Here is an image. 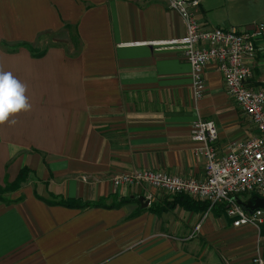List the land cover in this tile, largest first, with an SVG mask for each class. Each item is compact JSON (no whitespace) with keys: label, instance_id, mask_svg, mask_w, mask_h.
I'll return each mask as SVG.
<instances>
[{"label":"crops","instance_id":"1","mask_svg":"<svg viewBox=\"0 0 264 264\" xmlns=\"http://www.w3.org/2000/svg\"><path fill=\"white\" fill-rule=\"evenodd\" d=\"M164 7V0H0V68L27 84L31 103L15 124L0 125V190L20 169L29 172L1 196L9 202H0V264L264 261V224L259 232L232 229L211 212L201 224L206 215L175 203L153 215L147 206L163 208L174 196L111 188L112 177L139 169L199 178L188 137L195 118L214 123L218 145L252 135L210 66L193 104L183 58L152 46L184 34ZM196 21L224 30L264 25V0H200ZM255 50L250 82L264 89V35ZM51 196L102 199L110 208L54 206ZM140 196L150 198L146 208H138ZM120 199L128 201L115 206ZM199 242L218 251L204 254Z\"/></svg>","mask_w":264,"mask_h":264},{"label":"built area","instance_id":"2","mask_svg":"<svg viewBox=\"0 0 264 264\" xmlns=\"http://www.w3.org/2000/svg\"><path fill=\"white\" fill-rule=\"evenodd\" d=\"M164 9L180 18L184 34L173 40L151 43L155 49L177 51L190 70L189 94L194 104L202 99V74L210 66L222 81V91L240 115L251 126L252 135L243 141L217 144L212 121L195 118L190 123L188 137L194 154L202 164L199 178H177L161 171L131 170L109 180L111 188L144 187L164 195L185 196L193 202L223 208V217L232 229L239 226L259 230L264 224L262 211L249 214L237 204L238 197L264 199V89L251 84L256 59L255 46L264 35V25L256 23L242 29L200 27L196 10L200 0H164ZM146 205L149 199L146 197ZM248 199V200H249ZM198 224L192 230L196 232ZM257 255V254H255ZM250 264H264L259 256Z\"/></svg>","mask_w":264,"mask_h":264},{"label":"trees","instance_id":"3","mask_svg":"<svg viewBox=\"0 0 264 264\" xmlns=\"http://www.w3.org/2000/svg\"><path fill=\"white\" fill-rule=\"evenodd\" d=\"M42 53L43 52L34 53V51H32V55L34 56V58H38L40 55H42ZM18 172L19 173H18L17 177L14 179V181L12 183H5V188L3 190H0V202L8 203L9 201H7L6 199H3L1 196L4 193L17 191V189H19L21 187V184L26 180L28 173H29L24 168L20 169ZM51 198L53 199V201H48L46 203L51 204V205L53 204L54 206H64V207H67L69 209L76 208V209H80V210H86L87 208H94L95 209V208H100V207L101 208L107 207V205H105L103 203L102 199H100L96 203H94V202L82 203L81 200L67 201V200H64L62 198H54L53 196H51ZM127 201L128 200H121L120 199L116 202L115 206L127 203ZM172 202L173 203L168 204L167 206H164L166 209H164V207L163 208L157 207V206L153 207L152 205H149V206H147L148 207L147 211H148V213L155 215L161 211H165L167 209L172 208V204H174V203L181 206V207H184L186 209L194 210L195 212H198V213L205 212L208 208V206L202 202H195V203L190 202L189 199H187L183 195H181V196H175L174 195V197L172 198ZM107 208H110V206H108ZM222 210H223V208L216 207L215 209L211 210L210 212L212 215H214L216 217L224 218Z\"/></svg>","mask_w":264,"mask_h":264},{"label":"clouds","instance_id":"4","mask_svg":"<svg viewBox=\"0 0 264 264\" xmlns=\"http://www.w3.org/2000/svg\"><path fill=\"white\" fill-rule=\"evenodd\" d=\"M27 91V84L0 68V125L15 124V116L31 110Z\"/></svg>","mask_w":264,"mask_h":264},{"label":"water","instance_id":"5","mask_svg":"<svg viewBox=\"0 0 264 264\" xmlns=\"http://www.w3.org/2000/svg\"><path fill=\"white\" fill-rule=\"evenodd\" d=\"M135 201L138 205V208H146L145 205L147 204V202L142 196H140V198L136 199ZM235 204L239 205L244 210V212L248 214L254 210L262 211L264 213V199L252 197L249 201L243 202L238 197H236Z\"/></svg>","mask_w":264,"mask_h":264},{"label":"rangeland","instance_id":"6","mask_svg":"<svg viewBox=\"0 0 264 264\" xmlns=\"http://www.w3.org/2000/svg\"><path fill=\"white\" fill-rule=\"evenodd\" d=\"M241 119V118H240ZM242 123H243V125H244V127H248L249 125H248V121H243L242 119L240 120ZM247 124V125H246ZM248 134V133H247ZM246 134V135H247ZM249 136V135H248ZM243 141V140H242ZM216 207H213V208H211L210 210H209V212L208 213H206V217H205V221L204 222H202L201 224H208V222H210V218H209V213H210V211L211 210H213V209H215ZM221 208V207H220ZM208 209V208H207ZM207 211V210H206ZM205 214V212H202V215H204ZM224 220V219H223ZM222 221V220H221ZM225 221V220H224ZM225 228H227L228 226H229V224H228V222L227 221H225ZM238 228H241V226L240 227H238ZM256 231H258V230H256ZM259 232V231H258ZM231 237H234L233 235H231V234H227L226 235V240H235V238H231ZM199 245H201L202 246V249H203V253L204 254H211V252L213 253L214 251H218L217 249V247L216 246H214V245H209V244H207V243H200L199 242Z\"/></svg>","mask_w":264,"mask_h":264}]
</instances>
